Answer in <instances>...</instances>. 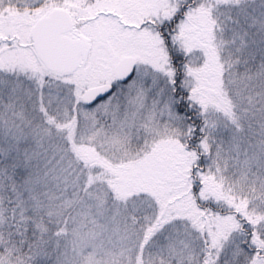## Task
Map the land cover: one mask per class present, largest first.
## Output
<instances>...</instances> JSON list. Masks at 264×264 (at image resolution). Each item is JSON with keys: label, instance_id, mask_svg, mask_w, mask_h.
Listing matches in <instances>:
<instances>
[{"label": "snow or ice", "instance_id": "snow-or-ice-1", "mask_svg": "<svg viewBox=\"0 0 264 264\" xmlns=\"http://www.w3.org/2000/svg\"><path fill=\"white\" fill-rule=\"evenodd\" d=\"M0 264H264V0H0Z\"/></svg>", "mask_w": 264, "mask_h": 264}]
</instances>
